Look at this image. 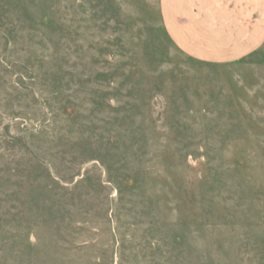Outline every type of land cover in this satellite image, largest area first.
Listing matches in <instances>:
<instances>
[{
    "label": "rangeland",
    "instance_id": "obj_1",
    "mask_svg": "<svg viewBox=\"0 0 264 264\" xmlns=\"http://www.w3.org/2000/svg\"><path fill=\"white\" fill-rule=\"evenodd\" d=\"M162 3L0 0V264H264V44Z\"/></svg>",
    "mask_w": 264,
    "mask_h": 264
},
{
    "label": "crops",
    "instance_id": "obj_2",
    "mask_svg": "<svg viewBox=\"0 0 264 264\" xmlns=\"http://www.w3.org/2000/svg\"><path fill=\"white\" fill-rule=\"evenodd\" d=\"M171 39L194 58H248L264 44V0H163Z\"/></svg>",
    "mask_w": 264,
    "mask_h": 264
}]
</instances>
